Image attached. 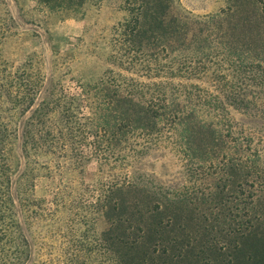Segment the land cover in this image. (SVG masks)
Masks as SVG:
<instances>
[{
	"label": "trees",
	"instance_id": "1",
	"mask_svg": "<svg viewBox=\"0 0 264 264\" xmlns=\"http://www.w3.org/2000/svg\"><path fill=\"white\" fill-rule=\"evenodd\" d=\"M35 1L70 15L101 2ZM124 1L104 69L66 86L47 85L37 57L4 56L15 16L0 0V264L27 263L21 221L44 217L66 240L50 262L264 264V0L191 19L168 18L172 0ZM56 57L55 72H72ZM88 146L110 180L84 202L66 176ZM167 157L176 170L158 173L150 160ZM40 169L59 176L50 209L32 194ZM90 211L104 230L91 229Z\"/></svg>",
	"mask_w": 264,
	"mask_h": 264
},
{
	"label": "rangeland",
	"instance_id": "2",
	"mask_svg": "<svg viewBox=\"0 0 264 264\" xmlns=\"http://www.w3.org/2000/svg\"><path fill=\"white\" fill-rule=\"evenodd\" d=\"M226 3L227 0H172L167 16L189 19L204 17L218 12ZM10 8L15 16V25L14 32L3 46L4 56L15 63L29 56L37 57L43 62V71L48 77L47 85L58 77L66 86L73 85L72 77L98 75L104 69L113 27L127 14L124 0H101L98 5H89L84 14L74 15L50 11L39 6L35 0H10ZM58 53L71 59L72 72H55ZM84 156L79 169L69 172L66 177L71 178L68 184L74 197L90 202L95 201L99 186L107 183L110 175L106 170H101L89 146L85 147ZM13 161L16 171H25L27 165L19 143L15 146ZM150 161L158 173L164 171L163 166L168 172H174L177 168L169 157ZM38 171L39 174L33 179L32 194L44 208L50 209L51 200L58 189L59 176H48L43 169ZM64 211V217H67L70 210ZM88 215L87 223L95 232L106 228L104 217L94 211ZM50 222L45 217L21 221L31 243V254L26 264H63L59 259L49 261L51 256L61 253L66 243L64 237H50ZM62 222L63 233H67L66 224L70 221ZM52 244L53 251L50 247ZM47 260L49 263H46Z\"/></svg>",
	"mask_w": 264,
	"mask_h": 264
}]
</instances>
